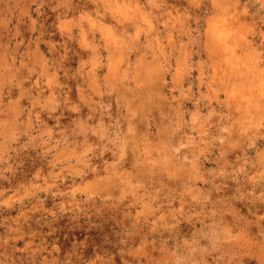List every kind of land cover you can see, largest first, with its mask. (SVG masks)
<instances>
[{
	"label": "clouds",
	"instance_id": "1",
	"mask_svg": "<svg viewBox=\"0 0 264 264\" xmlns=\"http://www.w3.org/2000/svg\"><path fill=\"white\" fill-rule=\"evenodd\" d=\"M0 264H264V0H0Z\"/></svg>",
	"mask_w": 264,
	"mask_h": 264
}]
</instances>
